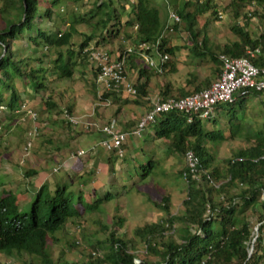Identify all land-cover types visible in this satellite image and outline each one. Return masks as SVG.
<instances>
[{"label":"trees","instance_id":"obj_1","mask_svg":"<svg viewBox=\"0 0 264 264\" xmlns=\"http://www.w3.org/2000/svg\"><path fill=\"white\" fill-rule=\"evenodd\" d=\"M70 2L74 7L70 15L58 20L59 11H65ZM263 2L259 0L261 5ZM249 3V0H230L225 9L238 18ZM169 7H173L193 35L194 47L204 54L209 38L204 36L199 40L196 38L199 32L193 29L199 16L209 13L221 19L216 0H0V145L4 124L10 126L23 112L32 118L23 106L26 103L40 104V112L46 114L61 111L53 95L52 86L57 80L71 79L76 71L84 72L90 64L97 77L98 69L86 52L89 45L103 47L112 38L122 43L129 41L133 49L129 61L132 55L145 51L142 44L149 45L146 52H152V46L160 39L159 50L174 55L175 48L168 46L169 40L163 35ZM245 16L248 17L247 13ZM61 20L68 22V28L62 30ZM174 22L172 27L177 29L179 23ZM79 25H85L87 30L81 32ZM234 28L241 39L225 45L221 53L243 56L247 46H258L259 41L249 31L238 25ZM77 35L81 39H76ZM209 50L212 59L221 66L220 52ZM50 75L55 80H49ZM245 98L240 97V101ZM229 105L221 103L216 109ZM189 116L192 121H188ZM210 120L180 111L159 115L151 124V134L148 136L144 131L139 137L138 147L125 149L124 146L123 156L114 152V156L108 157L112 188L104 192L95 186L94 195L83 192L95 179L94 171L85 170L70 176L71 180L65 176L52 182L45 179L32 192L1 189L0 254L20 258L23 264H136L137 243H142L145 257L139 264H264V128L247 134L245 138L252 144L235 150L220 163L207 142L222 139L223 131L208 130L206 123ZM64 121L70 124L69 120ZM233 125L232 132L241 130L238 124ZM35 127L37 136L40 129ZM25 135L27 138V132ZM187 150L200 157L202 167L210 170L217 186L208 181L198 182L190 175L187 182L184 166L179 174L187 183V196L177 213L171 210V196L163 195L154 202L163 217L138 226L133 238L121 236L113 225L104 240H97L93 246L90 243L89 251L80 250L82 259L69 262L63 253L58 260L52 257L49 242H59V233L66 232L69 223L80 224L83 216L78 207L80 202L88 205L87 210L103 211V204L119 198L113 188L135 189L158 170L163 171V157L156 158L159 151L162 155L184 156ZM2 152L0 147V156ZM118 159L119 169L115 167ZM34 174L36 170L29 169L24 177ZM74 177L78 185H74ZM3 185L0 176V187ZM24 193L28 195L22 203L20 196ZM21 204H30V208L24 211ZM66 241L70 247L79 248V240Z\"/></svg>","mask_w":264,"mask_h":264},{"label":"rangeland","instance_id":"obj_2","mask_svg":"<svg viewBox=\"0 0 264 264\" xmlns=\"http://www.w3.org/2000/svg\"><path fill=\"white\" fill-rule=\"evenodd\" d=\"M228 2H230V0H216V3L218 4V10L223 12V18L217 20L213 15L208 13L204 16H199L197 20V26H201L205 24L206 20H209L207 25L208 29L210 28L211 30L209 31V35L211 38H213V40H215V44L219 43L218 40L231 39L232 36L229 30L235 19L230 14V12H228L229 10L224 9V6ZM42 6L43 5H41V7ZM64 8L65 11H59L60 15L57 18L58 20L61 19V16H69L71 9L74 7L70 2ZM169 8L170 9L167 10L168 28H166L164 31V37L174 38L177 36L175 34L178 30H172V26L175 22L169 17V12L174 11V9L173 7ZM245 11L246 8H244V12ZM178 23L179 24L177 28H183V22L180 21ZM43 26H46V24ZM61 28L62 30L68 28V22L64 23L63 20H61ZM78 29L83 32L87 30V27L85 25H79ZM213 30L216 31L214 32ZM177 34L178 36L180 35L179 33ZM78 37L81 39V36L79 35L76 36V39ZM128 46L129 41L122 43L121 40L112 38L106 43L105 46H103V48L109 51L112 50L113 55L116 56L118 53L123 52ZM93 71L94 69L90 64L84 72L78 70L75 72L73 78L63 79L62 81L57 80L58 82L52 86L54 87L53 95L55 96L61 111L55 110L53 113L46 114L45 112H40V104L38 105L32 103L35 107V110L40 112L38 113L39 115L37 120H33V118H30L26 112H23L20 114L17 120H13L10 123V126H5V120L2 122L4 124V129H2V144L0 147L3 149V152L1 153V155L3 154V159L0 160V174H2L1 179L3 180L4 184H8L10 175L16 173L13 181L19 182L18 185L21 187L20 192H24L23 189H26L27 186H30L32 183L35 184L36 180L42 182L43 179H48L49 182H52L56 177L60 176H65V179L71 180L75 174L80 173V168H85L86 166L90 168V165H87L86 159L82 158L84 156L81 157L82 160H80V158H71L70 156L78 149L82 147L86 149L91 145V143L88 145V143L83 141L81 147H77V145L80 144H78L77 139L80 140L81 136H83L84 140L89 138L90 136H85L95 133V124H100L99 119L101 117L102 120H105V118L113 117L114 112H119L114 108L113 105L102 104L100 101H98L99 95L97 91L100 90L96 83V76L94 75ZM156 74L157 76L164 75L158 73ZM49 80H55L54 76L50 75ZM25 94L27 97L30 96L29 92ZM70 106L72 107V111H69ZM66 109L71 112V114H73L72 117L75 120H78L79 123H73L72 121L70 124L65 121L62 122L63 119L69 120L65 112ZM260 118L261 117H259V120L254 122L257 125L255 129L258 127L260 129L264 122V120ZM231 121L233 122L234 119ZM220 124H222L221 121H219V125ZM35 126H39L40 133L35 138V142L28 159L23 161V146L26 138L25 134L28 130L34 128ZM87 126L91 129L87 128ZM92 127L94 128L92 129ZM67 134H70L69 136H71V139H68ZM73 138H77V141H74ZM246 140L247 139L245 136L242 138L232 136L212 145L215 154L217 155V160L222 163L223 159L231 156L234 150L240 147H245L249 141ZM137 143L141 144L139 137ZM125 146V149L129 147L128 145ZM64 147L65 149L63 150ZM97 148L98 146L96 145L97 153L87 158L88 160L94 157L100 158H98L100 161H98L99 163L97 164V170L94 171L95 179L92 184L86 187L87 189L83 190L84 193L89 191L92 195H94L92 191L93 186L99 188L102 190V192L108 188H112L109 186L111 173L109 172L110 164L108 162V157L110 155L114 156L115 153L102 148L97 150ZM90 150H93V148ZM90 150L88 149L87 152ZM65 152H67V159L65 157ZM161 156L163 157V171L161 170L159 172L158 170L155 175L150 176L145 182H139L140 184L135 186V189H124L122 191L121 186L113 188L114 192H118L119 198L103 204V211H99L97 209L87 210L88 205L85 202H80L78 207L81 211H83V216L79 221L80 224L77 225V223H69L66 229L67 231L59 233V236L61 237L59 242H49V250L52 257L55 260H58L63 253L69 262L82 259L83 253L80 252V250L87 249L89 251L91 249L90 243L93 246V243H98L97 240H104V238L107 236V232H109L111 228H114V226L119 229V232L122 234L121 236L133 238V232L138 226L158 221L163 217V212L154 205V202L159 200L163 195L171 196V210L174 213H177L182 201L187 196V183L182 177H180L179 174V172L185 166V158L184 156L172 154L162 155V152L159 151L156 154V158H161ZM60 162H62V166L60 167L59 171L53 172V164L56 165ZM120 162V159H118V164L115 166L117 169L120 168ZM2 165L5 167L1 168ZM69 165L72 167H68ZM29 169L36 170V174H34L32 177H24L25 172ZM91 172H93V170H91ZM3 174H5V176H3ZM111 180L110 182H112ZM73 181L74 185H78L77 178L73 179ZM25 195L28 194L24 193L20 196L22 203H25L26 201ZM87 198L88 195L85 197V199ZM21 208L26 211L30 208V204H21ZM84 210L87 211L85 212ZM78 226H80L79 229H77ZM88 237H90L91 242H89ZM67 239L73 241L79 240V248L75 249L70 247L66 241ZM136 242L139 241L136 240ZM137 248L139 254L137 260H139V262H136V264H139L141 262L140 259L145 257V249L142 243H137ZM152 258L156 259L155 256H152ZM5 263L23 264L20 258H12L6 254H0V264Z\"/></svg>","mask_w":264,"mask_h":264},{"label":"crops","instance_id":"obj_3","mask_svg":"<svg viewBox=\"0 0 264 264\" xmlns=\"http://www.w3.org/2000/svg\"><path fill=\"white\" fill-rule=\"evenodd\" d=\"M227 4L224 6V9ZM261 7L264 8V3H262ZM245 8V12L247 13L248 17L245 16L246 13L243 11V13L239 15L238 18H234V23L231 25L229 30L232 34L231 39H223L220 41L218 40V44H215V40H213V38H211V36L209 35V31H211L207 26L209 20H206L205 22L206 27L204 26L205 24L201 26H194V32H199L196 38H199V40H202L204 36H208L209 38V41L207 43L208 48L203 49L205 50L204 54H200L199 50L194 47L193 35L186 28V26L184 25L183 28L178 27L179 29L177 28L178 31H176L175 34L177 36H175L174 38H168V46L175 48V54L171 55L168 53L170 58L167 61L166 68L163 73H158L164 75L157 76L156 72L147 65L142 53L132 55L127 63V73L129 79L134 83V85L136 87H139L138 94L130 95L125 91L120 93L110 91L101 94L100 91H97L99 95L98 101H100V103L113 105L114 108L119 112H114L113 117L105 118V120H102L101 117L99 119L100 124H95V133H91L85 136H90L89 138H86L85 140L83 136L80 137V140L76 138L78 140V144L80 143L79 145H77V147H81L82 142L85 141L86 143H88V145L91 143V145L86 148L87 150L93 148V150H90L84 157H82L83 159H86L87 165H90V168L88 166H86L85 168L82 167L80 168V172H82L83 170H97V164L99 163L98 161H100L98 160L99 157H94L89 160L87 158L97 153L96 148L94 149V147H96L97 143L104 137L103 132L100 130V125L107 123L111 119H115L117 124L116 127L119 130L130 131L134 128L138 119L152 107V104L156 99L167 98L172 95L185 96L194 93L195 91L209 87L211 83L220 75L222 67L212 59L209 49L221 53L225 45L239 41L241 39V36L240 33L234 28V25H238V27L243 28L245 31H249L251 37L259 41L258 46L261 48V52L254 58V60H257L259 64H264V16H260V14L256 13H249L248 7ZM219 12L222 13V16L219 17L223 18V12ZM259 13L262 14L263 12L259 11ZM172 30H174L173 27ZM213 31L215 32L216 30ZM177 33H179L180 35L178 36ZM143 53L146 52L144 51ZM148 53L151 54L157 61L159 60L158 53L154 51ZM240 100L241 99L239 97L238 100L235 103L229 105V107H218L212 117L217 121L210 120L206 123L207 129L210 131H223V138L217 142L208 141L207 144L209 146H212L232 136H237L239 138H242L244 136L246 137L247 134L252 133L254 130H259V127L255 129L257 125L254 122L256 120H259V117L264 120V92H252L251 94L246 96L243 101ZM26 105L33 107L30 103H26ZM236 116L238 118H235L232 122L231 120ZM219 121H221L222 124L219 125ZM233 123L238 124L239 129H241L237 133L232 132L235 129ZM87 128L89 127L87 126ZM93 128L94 127H92V129ZM263 128L264 122L260 129ZM145 131L146 133H144L148 134L149 136L152 131V125L150 127L148 126ZM69 135L70 134H67L68 139H71V136ZM76 139H74V141H77ZM140 139L141 138H139V140ZM134 140L136 143L134 142ZM137 140L138 137H130L125 145H128L132 149L133 147L136 148L140 145L139 143H137ZM250 144H252V141H248L246 146ZM64 149L65 147L63 148V150ZM211 149L215 154L214 148L212 147ZM2 155L0 157V160L3 159ZM65 157L67 159V152H65ZM80 160L82 159L80 158ZM59 164H61L62 166V162H60ZM54 166L55 164H53V167ZM3 167L5 166L2 165L1 168ZM68 167L71 168L72 166L69 165ZM15 174L16 173L10 175L9 183L4 184L2 187H0V189L4 188L5 190H12L16 193H18V191L20 192L21 187L18 185L19 182L13 181ZM0 176L2 178V174H0ZM3 176H5V174H3ZM2 183H4L3 180ZM41 183L42 182H40L39 180H36L35 184L32 183L30 186H27L26 189H29L32 192L35 188H38Z\"/></svg>","mask_w":264,"mask_h":264},{"label":"built area","instance_id":"obj_4","mask_svg":"<svg viewBox=\"0 0 264 264\" xmlns=\"http://www.w3.org/2000/svg\"><path fill=\"white\" fill-rule=\"evenodd\" d=\"M248 12L262 11L259 0H249ZM219 16L222 13L219 12ZM169 17L176 22H180V16L175 12H169ZM168 28V26H167ZM161 40L158 39L153 47V50L159 54L157 61L151 54L146 52L150 49L149 45L142 44L141 48L145 49L146 53L142 55L147 65L156 73H163L167 61L170 56L168 53H162L159 50ZM89 59L98 69L96 83L101 94L105 92H127L130 95H137L138 88L129 79L127 73V63L130 54L133 52L131 46H128L123 53H118L116 56L110 53L109 50L94 45H89L86 48ZM261 52V48L246 47V54L243 56H232L227 53H220L219 60L221 62L222 71L220 75L207 88L195 91L186 96H169L167 98L156 99L152 107L142 115L134 128L130 131L119 130L116 127V120L111 119L107 123L100 125V130L104 137L98 142V146L107 151L117 152L119 156L124 154V146L130 137H141L148 126L156 122L159 115L170 111H180L198 115L203 120H210L216 107L221 103L233 104L237 98L248 96L252 92H264V66H259L254 63L253 59ZM100 94V95H101ZM69 121L79 123L67 111ZM29 115L33 119H37L38 113L33 109H28ZM188 121H192V116H189ZM37 128L34 127L27 132V138L23 146V161L28 159L33 148ZM86 149L80 148L73 152L71 158H81L87 154ZM186 171L184 176L188 182V176L192 179L200 181H208L210 184L217 186L218 184L213 179L209 169L202 167L200 157L193 151L187 150L185 155ZM61 164L55 165L53 171H58ZM264 197V195H263ZM135 262L139 260L135 259Z\"/></svg>","mask_w":264,"mask_h":264},{"label":"clouds","instance_id":"obj_5","mask_svg":"<svg viewBox=\"0 0 264 264\" xmlns=\"http://www.w3.org/2000/svg\"><path fill=\"white\" fill-rule=\"evenodd\" d=\"M25 108H26V110L28 111V109H33V110H35V108H32V107H30V106H28V105H23ZM36 112H37V110H35ZM66 111L68 112V110L66 109ZM38 113V112H37ZM69 113V112H68ZM70 114V113H69ZM73 115V114H72ZM38 118V117H37ZM37 120V119H36ZM32 129V128H31ZM29 131V130H28ZM27 131V132H28ZM98 144V143H97ZM98 146V145H97ZM94 148H96V147H94ZM98 148H102V147H100V146H98ZM97 148V149H98ZM104 149V148H103ZM112 152V151H111ZM52 170H53V168H52ZM59 171V170H58ZM53 172H56V171H53Z\"/></svg>","mask_w":264,"mask_h":264},{"label":"water","instance_id":"obj_6","mask_svg":"<svg viewBox=\"0 0 264 264\" xmlns=\"http://www.w3.org/2000/svg\"><path fill=\"white\" fill-rule=\"evenodd\" d=\"M256 231H258V227H256ZM252 251V250H251Z\"/></svg>","mask_w":264,"mask_h":264}]
</instances>
